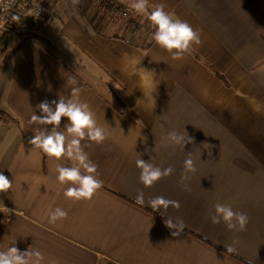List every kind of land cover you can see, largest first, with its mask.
Wrapping results in <instances>:
<instances>
[{"label":"crops","instance_id":"0c3cea01","mask_svg":"<svg viewBox=\"0 0 264 264\" xmlns=\"http://www.w3.org/2000/svg\"><path fill=\"white\" fill-rule=\"evenodd\" d=\"M114 1L138 29L143 17L130 7L134 0ZM158 3L202 29V44L183 59L120 23L101 0H50L43 20L52 54L27 38L6 57L0 172L13 188L0 193V251L16 240L20 251L32 245L58 264H264V0H149L148 10ZM133 60L155 70L154 79L132 74ZM74 86L110 133L103 144L83 142L103 181L90 201L66 199L55 169L69 162L45 156L23 137L39 127L29 123L37 104L68 96ZM173 130L193 142L170 144ZM189 152L197 171L182 182ZM140 156L175 171L145 187L135 164ZM140 192L144 205L136 203ZM156 196L179 201V209L153 211ZM216 203L246 212L247 229L212 223ZM56 207L68 217L49 224ZM169 217L186 225L179 237L165 226Z\"/></svg>","mask_w":264,"mask_h":264},{"label":"clouds","instance_id":"9594fccd","mask_svg":"<svg viewBox=\"0 0 264 264\" xmlns=\"http://www.w3.org/2000/svg\"><path fill=\"white\" fill-rule=\"evenodd\" d=\"M80 0H72L73 5H78ZM149 0H134L130 5L132 10L146 19L152 26V40L160 48L167 51L172 59H183L190 54L194 46L202 44V29H194L186 20L166 11L164 3L155 4L151 11L148 10ZM134 75L140 76L142 80L147 79L146 74H151L153 79L155 70H148L137 66L131 61ZM70 83L77 84L75 78H70ZM82 88L74 86L68 96L59 95L51 101L45 99L36 106V111L30 117L29 123L39 127L37 131L28 138L27 143L32 148L44 153L45 156L56 161L67 160L69 163H58L56 166V180L64 186L63 195L66 199L73 201H90L96 192L103 187V181L99 178L98 165L89 157L85 151L84 141L94 142L97 145L103 144L109 136L105 126L98 123L96 112L91 105L81 99ZM37 110L39 115L37 114ZM259 111V107L255 108ZM63 121H66L62 123ZM187 133V132H186ZM147 137H143L147 145ZM167 141L176 146L191 144L192 138L188 135L173 130L167 135ZM156 148L148 149L146 152H155ZM150 160L138 158L135 161L136 167L140 170L139 180L145 187H152L156 182L172 175L175 169L172 166L162 168ZM197 171L195 162L191 158V152L184 160L183 174L181 181L189 180L190 174ZM13 188V180L9 179L4 172H0V193H8ZM187 190V185H185ZM136 203L144 205L143 192L136 196ZM150 208L159 212L169 207L179 209L180 202L170 200L164 196L153 197L149 201ZM214 212L211 215V222L220 224L223 222L229 230L243 232L247 229L249 216L246 212L238 211L231 204L216 203ZM68 212L60 207L48 212V223L55 224L58 220L67 219ZM165 226L172 231V236L179 237L186 225L183 220L167 218ZM234 253L236 249L229 245L226 249ZM0 264H58L55 259L46 261L45 254L30 245L27 250L20 251L16 247V240H13L8 248L0 251Z\"/></svg>","mask_w":264,"mask_h":264},{"label":"trees","instance_id":"16d2710c","mask_svg":"<svg viewBox=\"0 0 264 264\" xmlns=\"http://www.w3.org/2000/svg\"><path fill=\"white\" fill-rule=\"evenodd\" d=\"M13 11L8 18L0 16V70L9 53L22 41L29 38L52 54L54 48L45 36V21L34 16V6L37 0H14ZM103 8L110 12H120L125 8L114 0H101ZM54 58L55 56L52 55ZM27 141L28 136L23 134Z\"/></svg>","mask_w":264,"mask_h":264},{"label":"built area","instance_id":"2783aa9c","mask_svg":"<svg viewBox=\"0 0 264 264\" xmlns=\"http://www.w3.org/2000/svg\"><path fill=\"white\" fill-rule=\"evenodd\" d=\"M50 0H37L34 6V16L37 19H43V16L46 12ZM15 2L14 0H1L0 1V16L4 19L8 18L9 14L14 9ZM124 17H127L128 14H123Z\"/></svg>","mask_w":264,"mask_h":264},{"label":"rangeland","instance_id":"374dc122","mask_svg":"<svg viewBox=\"0 0 264 264\" xmlns=\"http://www.w3.org/2000/svg\"><path fill=\"white\" fill-rule=\"evenodd\" d=\"M128 14V16L127 17H124V15L123 14ZM118 16H119V18H120V23H122V21H123V25H125V24H128V27L130 28V30H132L133 32H135V33H137V32H142V33H149V35H150V37L152 36V32H153V29H152V27H151V24L148 22V21H145V22H143V20H144V18H142V24L140 23V27L137 29V28H132V27H130V20H131V14H130V16H129V11L128 10H125V9H122L119 13H118ZM134 29V30H133ZM43 33L45 34V32L43 31ZM52 51L54 50V48H50ZM57 54V56H59L63 61H65L66 63H68V64H71V65H73L70 61H69V57L65 54V53H63V52H61V53H58V52H56ZM82 72V71H81ZM82 73H84V72H82ZM96 85H98V84H96Z\"/></svg>","mask_w":264,"mask_h":264}]
</instances>
